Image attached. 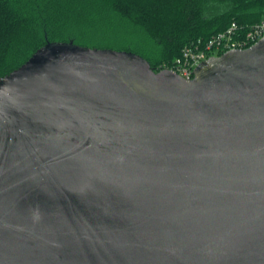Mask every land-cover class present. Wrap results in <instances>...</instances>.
I'll use <instances>...</instances> for the list:
<instances>
[{
  "label": "water",
  "instance_id": "1",
  "mask_svg": "<svg viewBox=\"0 0 264 264\" xmlns=\"http://www.w3.org/2000/svg\"><path fill=\"white\" fill-rule=\"evenodd\" d=\"M0 264H264V37L190 80L73 42L1 77Z\"/></svg>",
  "mask_w": 264,
  "mask_h": 264
},
{
  "label": "trees",
  "instance_id": "2",
  "mask_svg": "<svg viewBox=\"0 0 264 264\" xmlns=\"http://www.w3.org/2000/svg\"><path fill=\"white\" fill-rule=\"evenodd\" d=\"M263 19L264 0H0V78L48 43L111 49L139 34L156 54L125 51L160 71L191 41Z\"/></svg>",
  "mask_w": 264,
  "mask_h": 264
},
{
  "label": "built area",
  "instance_id": "3",
  "mask_svg": "<svg viewBox=\"0 0 264 264\" xmlns=\"http://www.w3.org/2000/svg\"><path fill=\"white\" fill-rule=\"evenodd\" d=\"M263 37L264 19L246 27L232 23L226 30L209 39L198 38L191 41L171 66L163 64L160 69H170L184 79L190 80L201 63L228 51L247 49Z\"/></svg>",
  "mask_w": 264,
  "mask_h": 264
},
{
  "label": "rangeland",
  "instance_id": "4",
  "mask_svg": "<svg viewBox=\"0 0 264 264\" xmlns=\"http://www.w3.org/2000/svg\"><path fill=\"white\" fill-rule=\"evenodd\" d=\"M126 48H131L135 52H138L139 54H146L153 56L156 54V49L154 45L150 44L147 39H145L141 34H139L137 37H131L124 39L119 44L112 45L113 50L117 51H125ZM136 54V53H135Z\"/></svg>",
  "mask_w": 264,
  "mask_h": 264
}]
</instances>
